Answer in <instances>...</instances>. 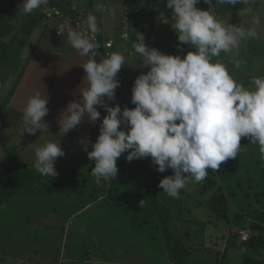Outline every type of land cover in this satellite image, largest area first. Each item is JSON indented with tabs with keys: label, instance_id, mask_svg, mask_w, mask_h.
<instances>
[{
	"label": "rangeland",
	"instance_id": "rangeland-1",
	"mask_svg": "<svg viewBox=\"0 0 264 264\" xmlns=\"http://www.w3.org/2000/svg\"><path fill=\"white\" fill-rule=\"evenodd\" d=\"M105 1L108 0H72L71 3L76 4L78 8H89L93 14L101 13L96 9L97 4H105L106 11L97 18V24L102 22L107 26L108 30L103 35L117 43L118 47L122 21L126 16L128 19L130 16L135 18L137 25L134 33H142L147 46L158 49L163 54L181 57L187 54L189 46L180 44L176 32L171 28L172 10L166 8L167 0H116L113 5L106 4ZM21 3L22 0H0V180L7 169L2 163L13 164L4 152L6 147L15 146L19 161L33 166L35 148L46 141L55 140L65 153L63 157L56 159L55 166L76 170L86 181L75 177L72 183L67 184L68 189L64 193L22 191L7 196L5 202L0 205V264H169L164 256V225L157 213L140 205L139 199H144L140 193L142 187L150 188L155 194L161 193L159 196L169 210H173L176 224H181V230L187 225L184 223L182 226V221L188 217L187 210L199 213V206L194 202L196 197L204 193H198L196 196L195 192L191 191L192 194L188 198L179 192V198L169 197L159 187V183L164 177L173 175L172 170L159 173L157 166L152 164L151 157L129 162L125 158L127 153L117 159L118 175L114 180L97 181L91 176L95 162L88 158L84 147L69 141L70 137L67 134L61 135L54 126L49 125L48 130H37L34 135L24 133L20 136L23 112L17 111L15 106L20 105L22 109L25 107L26 66L29 61L33 64L41 57L44 51L42 47L58 54L57 39H60L54 33L53 20L39 18L35 12L23 14L21 9H18L17 13L11 12L14 4L19 6ZM255 3L258 5L257 10L264 12L260 0H255ZM196 7L205 11L210 8L203 0H200ZM211 7H215L213 11L217 18L219 16L221 21L230 22L231 25H239L236 22L238 17L250 11L249 6L247 11H242L245 7L243 4L216 5V0H212ZM80 18L86 25L87 17ZM31 23L32 30L25 38L27 34H21L29 31ZM10 26L13 27L12 30ZM98 32L100 33V30ZM9 34L6 42H2L1 38ZM16 35H19L18 43L25 41L23 49L15 41ZM250 42L251 39L244 41L240 46L241 56L238 59L243 63L239 69L229 62L228 54L221 53L220 57L221 60L224 58L223 62L233 77L245 87H251L250 81L254 76H264V40H257V54L261 55H256V50ZM35 49V55L31 56ZM176 49L177 52L171 53ZM234 54L235 52L232 55ZM135 76L136 73L129 77L127 83L131 84ZM17 79L22 81L18 100L10 102L9 92ZM59 90L58 87L55 90L46 88L49 98L53 92ZM61 98L63 100L64 96L61 95ZM105 100L108 106L119 105L122 110L124 107H135L131 99L121 92L116 100ZM58 112L59 104L53 105L52 113L57 115ZM104 114L103 118L107 115L106 111ZM48 118L52 117L47 116L44 119L46 123ZM121 129L127 131L123 125ZM240 149L236 158L223 162L219 170H213L212 178L216 180L215 188H219V183L227 199L229 220L242 230V226L252 222L246 213L254 214V209H262L261 206L264 205V199L258 195L264 185V159H261L259 146L250 144L249 138H241ZM88 151L92 150L88 148ZM197 183L189 178L184 188L191 189ZM109 188H115L113 196L116 197L119 207L105 202ZM196 224L189 222L190 227L195 225L194 236L202 237L203 228ZM172 232L182 238L184 245L188 243L185 240L188 231H176V228H173ZM232 234L237 235V232ZM198 244L199 240L189 242L193 247ZM215 259L216 252L203 250L191 253L189 263L215 264Z\"/></svg>",
	"mask_w": 264,
	"mask_h": 264
},
{
	"label": "clouds",
	"instance_id": "clouds-1",
	"mask_svg": "<svg viewBox=\"0 0 264 264\" xmlns=\"http://www.w3.org/2000/svg\"><path fill=\"white\" fill-rule=\"evenodd\" d=\"M209 10L196 7L200 0H167L166 8L172 10L171 28L180 44L194 51L186 55L163 54L145 43V36L135 32L131 47L142 66L149 69L140 74L131 88L133 109L119 105L110 107L107 101L115 99L120 86L117 75L125 64L119 52L106 54L96 61L100 45L91 36L98 33L97 18L89 14L86 25L90 35L68 25L67 39L81 57H87L81 66L87 86L80 88L81 99L70 102L60 113V134H67L84 120L100 118L97 106L107 115L99 127V135L88 151L95 162L91 176L97 181L114 180L118 175L117 159L124 153L127 161L151 157L157 171L171 169L173 175L164 177L159 187L169 197L179 198V192L189 178L200 182L208 170H219L223 162L236 158L241 138L259 146L264 159V76H254L251 87L239 83L227 65L219 59L221 53L236 52L241 43L257 37L258 16L251 19V27L231 25L217 18L211 7L212 0H203ZM254 0H216V5L243 4L247 11ZM49 0H22L23 14L47 6ZM104 11L102 3L96 5ZM183 51V49H180ZM229 62L237 69L243 61L235 55ZM48 99L39 92L28 97L23 109L20 136L48 130L44 118L48 115ZM127 129L122 130L121 126ZM59 142L49 140L35 148L33 167L43 177L57 175L55 161L63 157Z\"/></svg>",
	"mask_w": 264,
	"mask_h": 264
},
{
	"label": "crops",
	"instance_id": "crops-1",
	"mask_svg": "<svg viewBox=\"0 0 264 264\" xmlns=\"http://www.w3.org/2000/svg\"><path fill=\"white\" fill-rule=\"evenodd\" d=\"M68 1L69 0H67V2L63 4L64 8L66 10L71 11L72 13L78 14V16H86L87 17L89 14H93V11H91V9L83 8V7L78 8V6H76V4L71 3L72 0L69 1L70 4L68 3ZM113 1H116V0H108L105 2H106V4L110 3L111 5H113L112 4ZM260 3L262 4V6H264V0H260ZM85 5H87V4L85 3ZM257 6L258 5H257V3H255V0H254V2L249 5L250 11L246 15L239 16L238 20L236 22H237V24H239V26L242 25V27L247 28V27L252 26L251 25V19L253 17V12H255L254 16H258L260 18L261 23L256 28L258 35L256 38L251 39L250 44L252 45L253 49L256 50V55H261V54H257L258 53L257 47L259 45L257 40L259 38L264 40V12L258 11ZM76 8H78L79 11L73 12ZM18 9H20V7L14 4V6H12V8H11V12L17 13ZM251 12H252V14H251ZM32 13H34V11ZM85 13L87 15H85ZM101 13H99V14L95 13L93 15H95L96 18H98V17H100ZM131 18L133 19V17H131ZM219 18L220 17L218 16V19ZM25 19L28 20V17L25 16ZM134 20H135V18H134ZM29 21L31 22V18H29ZM97 22H98V20H97ZM32 25L33 24L31 23V26H30L28 32L22 33L21 35L27 34V35H25V38H27L28 34H30V32L32 30ZM233 25H236V23L235 24L233 23ZM98 28H99L101 34H103L106 30H108L107 26H105L104 23H102V22L98 23ZM10 29L12 30L13 27L10 26ZM13 32L15 33L16 31H13ZM13 36L11 37V39L13 38ZM18 36L19 35H16L14 37L15 41L17 43H18ZM9 37H10V34L7 37L1 38V41L6 42L5 40H7V38H9ZM59 38L60 39H57L58 45H59V53L58 54L53 53L51 50L42 47L41 49H43L44 51H42L41 57L36 59L37 61H34L33 64L30 61H29L30 63L28 62L26 69H25V72H26L25 73L26 74V81H25L26 82V91H25L24 95H26L25 103H26V100L28 99V97L31 95H34L36 92H39L41 94L42 98H47L48 99L47 107L49 109V112H51V114H52V115L51 114L47 115L48 117L49 116L52 117V118H48L47 124L52 126V127L54 126L55 129L60 131L59 124H58V121L60 118V113L66 108L68 103L78 102L81 99L80 88L83 89L84 87L87 86V82H86V80H84L85 72L81 66L83 63L86 62L87 57H81L79 55V53L77 52V50L73 49L70 46V43H69L67 37H59ZM26 42H27V40H26ZM132 42H137L135 35L132 37L130 43L129 42H127V43H121L120 42L119 47H118L117 43H114L116 45L114 52H119V53L123 54L125 57V64L121 67L122 72L134 71L136 73V76L134 77V79H132L133 82L131 84L133 85L135 79L140 74H147V71H149V69L142 66V61H140L138 59V56L135 54L134 50L131 47ZM18 44L23 49V47L25 45V41L24 42L21 41ZM241 45H243V42L241 43ZM186 46H188V45H186ZM187 49H188V51H194V49H192L190 47H187ZM36 50L37 49L32 51L31 56L35 55ZM129 50L130 51L132 50L131 55L128 54ZM177 51H178L177 49L172 50L171 53H174ZM232 54H228V59H229V56ZM234 55L236 56L237 59L239 56H241L240 47H239V50H237ZM222 61H224V58L222 59ZM21 82H19L18 85L16 86L15 91L13 92V94L11 96L10 102H13L14 99L18 100V92L20 90ZM131 84L129 83L130 88L133 87ZM38 86H41V88H38ZM30 87H31V91H30ZM56 87H58L60 89L59 90L60 92L59 91L53 92L52 97L49 98L48 92L46 91V88H51L52 90H55ZM63 92H66V93H63ZM120 92L121 91L119 90V88H117L115 90V99L114 100L117 99L118 94H120ZM61 95L64 96L63 100L61 98ZM120 97H121V95H120ZM127 98L131 99L130 97H127ZM21 100H23V97L21 98ZM52 104L53 105L59 104V112L57 115H54L52 113V109H53ZM15 107H16L17 111L23 112V109L20 107V105L15 106ZM97 110L100 112V118L96 122H91L87 119V116H85L84 120L81 122L80 125H78L76 128L70 130L67 133V135L70 137L69 141L74 142V143H79L83 147H84V143H87L88 148H90L92 150L91 145L93 143H95L97 140V137L99 135V127H100V124L102 123L103 115H105L103 108H100L99 106H97ZM46 117L44 119H46ZM69 141H67V142H69ZM153 169H156V168L153 167ZM198 183H199V185H198ZM198 183L195 184L194 186H192L191 189L183 188L180 190V192L182 194H185L188 198L192 194V193H190L191 191H193V193L195 192V194L197 196V194L200 193L197 190H200L202 188L204 180H202ZM218 185L220 188L221 185L219 183H218ZM142 189L143 190L140 193H142V195H143L142 197L144 199H141V200L139 199V202H140V205H144V208H145V200H147L148 198L155 199L158 204H163L166 206V204L164 203V200L159 196V194H161V193L157 192L155 194L153 191H151L150 188L145 187V186H143ZM202 193H204V194H202ZM201 194L206 195V196H202V195L198 196V197H196V200L194 202L195 205L199 206L198 207L199 209L197 210L199 213L197 214V212L193 213L190 210H187L188 217L182 221V226L184 225V223H187V225L184 226L182 228V230L180 229L181 227H179L181 224H178V222L176 224L177 219H176V217H174L175 215L173 213V210L171 211V214L173 216L171 215L170 219L168 220V224H167L169 230L173 231V228H176V231H178V230L186 231V232L188 231L187 233L184 232V233H186L185 240H187V242H188L185 244V246L191 248V250L189 251V256L187 258L188 261H189L190 254L191 253L193 254L194 252H197V253L203 252V250L208 251V252H212V251L213 252H223L225 249V246H226L227 238L233 237L232 233L237 232L239 230V228H237L236 225L233 222H231L230 220L226 221L224 219L218 218L209 209H206L207 207L204 204L208 200L210 195L212 194L210 191H207V192L204 191V192H201ZM138 195H139V193H138ZM166 207H168V206H166ZM150 208L155 209L156 204H154V207H150ZM148 211H153V210L148 209ZM189 222L195 223V224L197 223L199 226H201L203 228V236L202 237H195L194 236L195 225H191V227H190ZM241 229H244V228H241ZM181 234H183V233H181ZM229 234H232V235L229 236ZM196 240H199L198 246L193 247V246L189 245V242L196 241ZM242 253H243L242 249L230 248L227 251L226 261L229 264H240L241 258H242ZM164 256H165V260L168 259V261L166 263L172 264L170 259L166 256V254Z\"/></svg>",
	"mask_w": 264,
	"mask_h": 264
},
{
	"label": "trees",
	"instance_id": "trees-1",
	"mask_svg": "<svg viewBox=\"0 0 264 264\" xmlns=\"http://www.w3.org/2000/svg\"><path fill=\"white\" fill-rule=\"evenodd\" d=\"M67 0H62V6L66 3ZM106 3V2H105ZM105 5V4H104ZM63 9L64 6H63ZM171 10V9H169ZM79 9H75L73 12H78ZM35 14L40 18L41 16L34 10ZM128 12V11H127ZM75 14V13H73ZM129 14V12H128ZM126 14V15H128ZM78 16V14H75ZM129 26L135 28V20L129 16ZM101 36L103 34L99 33ZM135 35L133 33L129 41ZM3 48V44H1ZM5 48V45H4ZM1 57V56H0ZM19 80L17 79L11 88L8 96V101L11 99V96L18 85ZM5 154L13 162V164L2 163V166H5L4 177L0 180V205L5 202L7 196L22 192V191H34L41 193H52V192H61L64 193L68 187L67 184L72 183L75 177H80L85 180V177L78 171L64 168L61 166H55L57 175L55 177L47 176L43 177L36 172L33 166H28L27 164L21 163L19 161V155L15 146L6 147L4 149ZM213 170H208V175L204 179V183L201 192L212 191V194L205 202V206L218 218L229 220L227 216L228 205L223 191L219 188H215L216 180L212 178ZM112 188V187H111ZM109 188L107 198L105 202L107 204L119 207L116 202V197L113 196L115 190ZM215 188V189H214ZM200 192V193H201ZM264 199V185L261 192L258 194ZM110 199V200H108ZM147 206L145 208L153 210L157 213L161 219V223L164 231V240L165 242V254L170 259L172 264H190L187 260L189 256V251L191 248L186 247L182 238L176 236L168 228V220L171 217V210L163 204H158L155 199L148 198L146 200ZM156 208L152 209L150 207ZM153 205V206H152ZM150 206V207H149ZM262 209H254L255 213H246L250 219L251 223L242 226V228L249 231V236L246 241L240 242L238 235H234L232 238H227L226 246L223 252H216L215 264H229L226 261L227 251L230 248L242 249V258L240 264H263L264 262V205L261 206ZM244 214V212H243ZM252 216V217H251ZM164 218V219H163Z\"/></svg>",
	"mask_w": 264,
	"mask_h": 264
},
{
	"label": "built area",
	"instance_id": "built-area-1",
	"mask_svg": "<svg viewBox=\"0 0 264 264\" xmlns=\"http://www.w3.org/2000/svg\"><path fill=\"white\" fill-rule=\"evenodd\" d=\"M105 7V6H104ZM43 19L53 20L54 24V33L57 37L67 36L68 25H71L73 29H76L82 32L84 35H90L87 26L84 24L81 16L73 14L71 11L63 9L62 0H49L47 6H42L39 9L35 10ZM106 11V7L102 13ZM128 17L126 16L124 21H122L120 30H119V41L121 43L129 42L131 35L134 33V28L129 26ZM94 42L98 43L100 47L97 49L99 55L95 58L97 62L108 53H112L115 50V44L111 39H107L104 36H101L99 33L91 36ZM129 55L132 54V50L128 52ZM135 74L134 71H125L122 72L121 69L117 75V80L119 81V90L123 93L124 96L131 98V88L127 83V79ZM237 235L240 238V242L247 240L249 236V231L247 229H242L237 231Z\"/></svg>",
	"mask_w": 264,
	"mask_h": 264
}]
</instances>
